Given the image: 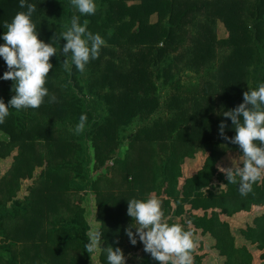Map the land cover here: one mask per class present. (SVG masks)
<instances>
[{
    "label": "trees",
    "instance_id": "obj_1",
    "mask_svg": "<svg viewBox=\"0 0 264 264\" xmlns=\"http://www.w3.org/2000/svg\"><path fill=\"white\" fill-rule=\"evenodd\" d=\"M62 1L59 4L56 1L61 9H57L59 21L53 22L50 18L45 19L42 10L45 6L53 7L54 1L27 0L28 3L36 6L31 19L36 26L38 38L45 43H51L55 37L59 38L70 26L72 16L79 15L72 8L70 0ZM127 1L136 3L127 6ZM19 2L20 0H0V35L6 29L5 23H11L18 12L27 10L20 8ZM94 2L97 5L96 14L80 16V23L83 24L87 20L88 31L99 34L107 45H111L102 47L99 58L91 61L90 72L98 68L97 63L105 55L118 59V63L105 59L101 61L102 65L99 64L101 68L98 69L99 80L106 91L100 94L98 88L95 89V86L90 84L86 87L84 95L81 97L77 95L80 89L73 80L75 66H72L70 73L65 72L62 65L65 57L62 54L61 59L54 62V67L57 69L52 68L45 85L50 96L55 97V102L50 103L49 98L46 97L44 104L39 109H35L37 114L48 120L59 119L66 112L64 109V106L68 105L66 96L70 98L69 103L80 100L81 110L70 108L69 111L72 114L77 112L78 118L82 114L87 116L85 130L79 134V137L86 143L87 152L89 146L92 148L91 153L86 155V180L91 185H94L95 181L90 182V175L105 168L109 161L115 160L116 130L134 117H148L159 110L160 103L154 94V81L159 78L158 72L161 71L163 81H167L171 67H176L177 61L180 60L183 61V67L197 72L213 59L215 48L229 49L217 65L213 84L205 83L199 91L181 97L179 93L183 89L179 85L180 82L174 80L172 82L174 95L166 103L161 104L162 107L172 110L170 117L164 121L157 119L150 125L138 128L127 137L128 146L134 151V158L125 162L119 173L118 185L129 183L131 189L126 194L122 193L118 196L110 192L103 194L96 189L94 206L101 210L105 218L98 228L103 234V249L98 254V264H108L106 252L108 246L121 248L124 243L130 244L124 228L120 227V224L127 219L124 208L128 206V200L139 199L138 194L142 193L146 185L152 184L153 180L149 177L155 179L159 174L158 177L166 182L174 167L175 153L187 155L195 147L211 143L213 140L233 145L219 137L218 125L221 121L227 123L226 135L234 137L235 131L231 120L226 119L223 112L243 103L246 84H251L249 89L254 90L260 83H264V0H94ZM101 4L107 6L103 14L100 9ZM152 15L155 19L150 22ZM196 17L200 20H195ZM216 22L221 24L227 34L223 39H217L212 31ZM188 25L194 28V33L189 35L191 46L183 52L182 58L179 54L173 55L172 63L162 67L161 64L167 55L175 54L177 40L184 32V27ZM107 30L111 32L109 36L106 35ZM60 44L62 50L66 41L61 40ZM59 68H62L64 73L62 82L65 84L66 93L59 91L53 79ZM6 71V63L0 57V77ZM12 87L13 81H9L7 89L3 92L2 99L6 105L15 95ZM74 89L76 91L71 94L70 90ZM86 94L96 100L102 98L107 105V114L104 118L95 115L91 107L88 108L84 99ZM77 96L80 99H77ZM9 111L10 115L3 124H0V133L7 136L9 143L15 144L22 139L40 138L44 144L47 143L52 147L50 153L60 159L64 164L63 167H78L75 162L69 164L65 161V157L72 152L75 144L70 147L65 141H58L44 124L33 123L32 126L25 128L20 122L22 114L15 109ZM152 144H158L163 151H166V155L163 160H159L158 173L148 176L153 169L151 159L148 158L149 145ZM25 147L31 149V144L28 143ZM55 181L58 184L60 178L56 177ZM213 181L225 185L222 188L224 192L218 196L226 195L233 199H242L238 184L228 183L223 173L215 169L209 170L208 173L197 172L184 181L186 194L182 198H174L173 215H181V207L184 204L193 206L194 203L199 202L201 189ZM51 182L50 185H55L54 180ZM253 191L264 196V180L254 184ZM58 200L59 198L49 191L37 195L34 202L28 206V208L33 207L35 211L30 214L26 209L20 211L26 219L21 217L19 223L16 221L13 231L6 236H10L9 239L13 241L31 245L39 239L42 241L43 237L47 236L41 228L42 211L54 213ZM8 211L9 217L18 218L19 212L13 211L12 207ZM117 239L119 244L114 243ZM34 247L33 245L32 248ZM62 247L59 243L53 246L45 245L42 249L43 258L35 250L32 254V264H64ZM12 258L14 259V256ZM4 264H16V262L6 259ZM140 264H158V262L147 257Z\"/></svg>",
    "mask_w": 264,
    "mask_h": 264
},
{
    "label": "rangeland",
    "instance_id": "obj_2",
    "mask_svg": "<svg viewBox=\"0 0 264 264\" xmlns=\"http://www.w3.org/2000/svg\"><path fill=\"white\" fill-rule=\"evenodd\" d=\"M49 1H54L52 4L54 8L45 6L42 13L45 19L50 18L55 22L59 19L57 9H61L58 4L63 1ZM106 8L105 4L100 5L102 14ZM195 20L200 19L196 17ZM217 24L218 22L213 26L212 31L217 39H223L216 32ZM6 31L7 29L3 30L0 37ZM110 33V30H107L106 35L109 36ZM192 33H194V28L191 25L184 27V32L177 40L175 54L167 55L161 64L162 67H167L172 63L173 55L179 54L182 58L183 52L191 46L189 42L191 36L189 35ZM224 35L226 37V32ZM60 41L55 37L51 42L57 49V55L50 59L54 69H57L54 67V62L61 59L62 56ZM4 43L0 38V45ZM110 46L106 44L105 47ZM228 51L229 49L226 47L215 48L213 59L197 72L183 67V61H177V66L171 67L170 75L165 82L161 71L158 72L159 78L154 81V94L160 103L159 110L148 117H134L116 130L115 160L109 161L105 168L90 175V182L94 183L95 181L94 185L89 184L86 180V155L91 153L92 148L89 146L87 152L86 143L79 137V134L75 133L74 130L80 118H78L77 112L72 114L69 111L70 108L80 111L82 107L80 100L69 103L70 98L66 96L68 103L64 106L66 112L59 119L48 120L33 109L19 110V113L22 114L20 122L25 128L32 126L33 123L44 124L58 141H65L70 147L75 144L72 152L68 157H65V161L69 164L75 162L78 167H63L64 164L60 159L53 157L50 153L52 147L47 143L44 144L40 138L22 139L11 144L8 142L7 136L0 133V159L4 161L0 164V264H4L6 259L14 260L16 264H32V254L35 250L43 258V247L58 243L63 246L64 264H98L100 250L92 255V259L85 250V244L88 242L87 232L90 228L98 230L100 222L105 219L101 210L94 206V193L97 189L103 194L110 192L112 195L118 196L122 193L126 194L131 189L129 183L118 185L119 173L125 162L134 158V151L128 146L127 137L138 128L150 125L157 119L164 121L170 117L172 110L162 107L161 104L166 103L174 95L172 91L174 80H178L183 89L179 93L181 97L190 96L199 91L205 83L213 84V75L217 65ZM109 57L105 55L102 60L111 59L118 63L117 58ZM102 60L97 63L98 68H94L91 72L89 71L92 67L91 62L86 66V71L83 74L75 68L73 80L77 88L80 89L77 94L80 97L84 95L86 87L90 84H93L95 89L98 88L100 94L106 91L105 88H102V83L99 80L98 69H101L99 64L102 65ZM63 75L62 68H59L53 79L59 91L66 93L65 84L62 82ZM8 85L9 81L0 80V99ZM249 87L251 84H246L244 92L248 91ZM75 91L76 89L70 90V93L73 94ZM7 96L10 97V95ZM80 97L76 98L80 99ZM84 99L88 108L91 107L94 110L95 115H100L102 118L106 116L107 105L104 104L102 98L96 100L86 94ZM59 102L61 103L62 100ZM28 115L30 116L28 117ZM28 143L31 144V149L25 147ZM165 155L166 151H163L158 144L149 145L148 158L151 159L153 169L148 173V176L158 173L159 160H163ZM173 159H175L174 167L167 181H162L158 177L159 174L155 179L149 177L150 180H153L152 184L146 185L138 196L143 200L149 195H155L161 200L165 218L170 225L179 223L185 230L193 232L197 242V247L192 254L194 264H264V196L255 194L254 191L243 196L240 200L226 195L218 196L224 192L222 191L223 187H220L222 185L220 182L213 181L201 189L202 195L199 202L194 203L193 206L184 204L181 207V215H173L174 198H182L187 191L184 181L197 172L208 173L211 169L222 173L217 165L230 167L232 162L237 165L242 163L243 156L239 147L213 140L211 143L195 147L187 155L175 153ZM56 177L60 178L58 184L55 181ZM53 180L55 185L52 186L50 183ZM135 189L138 191V188L135 187ZM48 191L55 194L59 200L56 202L54 213L42 211L40 222L43 232L47 235L46 238L43 237L42 241L41 239L37 240L33 244L34 248L30 243L9 239L10 236L6 235L13 231L12 229L19 223L20 218L26 219V216L21 215L20 211L26 209L29 214L35 211L33 207L28 208L29 204L34 202L37 195ZM11 207L13 211L19 212L18 218L9 217L8 210ZM127 207L124 208V215L127 219L123 224H120L124 230L130 224L135 227V222L127 215ZM123 247V252L129 255L126 264H140L148 255L151 257L150 254L143 251L144 245L139 240L135 246L124 243L121 249ZM130 254L133 255L130 256Z\"/></svg>",
    "mask_w": 264,
    "mask_h": 264
},
{
    "label": "clouds",
    "instance_id": "obj_3",
    "mask_svg": "<svg viewBox=\"0 0 264 264\" xmlns=\"http://www.w3.org/2000/svg\"><path fill=\"white\" fill-rule=\"evenodd\" d=\"M70 3L79 15L72 16L70 26L57 39L66 41L61 50L65 57L62 63L64 71L70 73L74 65L83 74L86 66L99 58L106 41L99 34L88 31L87 20L80 23V16L96 14L94 0H70ZM19 6L27 10L18 12L11 23H5L7 31L0 37L5 42L0 45V57L7 66V71L0 79L13 81L12 91L15 93L7 105L0 99V124L10 115V109H39L46 97L50 103L55 102V97L50 96L45 85L53 68L50 59L57 55V49L52 43H45L38 38L31 19L36 6L27 0H20ZM223 116L231 120L235 136L226 135L228 125L221 121L218 125L219 137L237 145L243 161L238 165L232 162L230 167H217L228 183L238 184L241 196H247L253 191L254 184L264 180V83L244 92L243 103L224 111ZM86 124L87 116L82 114L75 133H82ZM127 204V215L135 222V227L130 224L125 229L131 245H137L139 240L144 245L143 251L158 264H194L192 254L197 242L193 232L185 230L179 223L170 225L158 197L149 195L143 200L133 198ZM86 235L88 242L85 250L92 259V255L103 249V234L90 228ZM114 243L119 244V240ZM106 251L108 264H126L127 258L120 247L108 246Z\"/></svg>",
    "mask_w": 264,
    "mask_h": 264
},
{
    "label": "crops",
    "instance_id": "obj_4",
    "mask_svg": "<svg viewBox=\"0 0 264 264\" xmlns=\"http://www.w3.org/2000/svg\"><path fill=\"white\" fill-rule=\"evenodd\" d=\"M133 3H136V2H133V1H127L126 2V5L127 6H129V5H131V4H133ZM154 18H155V16L154 15H152L151 17H150V22H153L154 21ZM216 32L220 35V37H222V38H224L225 37V35H224V29L221 27V24L218 22V24H217V29H216ZM3 160L2 159H0V164H1V162H2ZM2 163H4V161L2 162ZM124 249V247L122 248V250ZM132 253H134V252H132ZM125 254V256H126V258H128V254H126V253H124ZM133 254H130V256H132ZM149 256V255H148ZM147 256V257H148ZM127 261V260H126Z\"/></svg>",
    "mask_w": 264,
    "mask_h": 264
}]
</instances>
